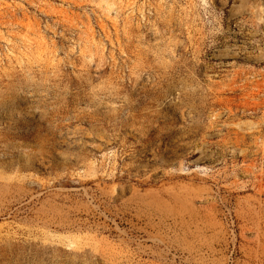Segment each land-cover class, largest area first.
<instances>
[{
  "label": "rangeland",
  "instance_id": "374dc122",
  "mask_svg": "<svg viewBox=\"0 0 264 264\" xmlns=\"http://www.w3.org/2000/svg\"><path fill=\"white\" fill-rule=\"evenodd\" d=\"M0 264H264V0H0Z\"/></svg>",
  "mask_w": 264,
  "mask_h": 264
},
{
  "label": "bare ground",
  "instance_id": "6f19581e",
  "mask_svg": "<svg viewBox=\"0 0 264 264\" xmlns=\"http://www.w3.org/2000/svg\"><path fill=\"white\" fill-rule=\"evenodd\" d=\"M259 57V56H258Z\"/></svg>",
  "mask_w": 264,
  "mask_h": 264
}]
</instances>
